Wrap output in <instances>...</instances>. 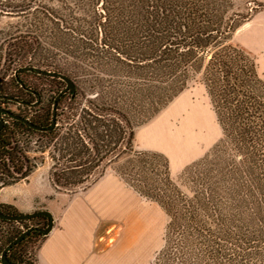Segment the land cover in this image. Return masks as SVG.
Returning a JSON list of instances; mask_svg holds the SVG:
<instances>
[{"label": "trees", "instance_id": "1", "mask_svg": "<svg viewBox=\"0 0 264 264\" xmlns=\"http://www.w3.org/2000/svg\"><path fill=\"white\" fill-rule=\"evenodd\" d=\"M213 3L217 0H23L3 7L4 11L32 8V13L45 15L56 28L65 24L78 36L82 49L107 48L108 61L134 64L136 70L148 68L151 62L155 70L169 67L166 61L174 67L185 59L190 62L199 50L209 49L216 34L222 39L228 37L230 27L220 30L224 14L216 19ZM64 15H69L71 22ZM220 46L216 44L218 49L215 47L202 60L198 68L203 73L196 72L170 99L192 81H200L220 123L221 137L231 145L230 159L216 163L208 180H192L191 195L178 190L167 199L165 211L170 222L164 245L171 236L175 242L170 249L172 264H264V80L250 54L231 43ZM35 64L45 67L41 62ZM77 89L65 91L57 100L53 128L56 95L52 105L49 101L28 115L39 129L14 119L0 129V187L26 178L37 168L36 158L29 155L31 144L35 152H48L52 162L49 180L56 189L65 191L83 187L96 174L101 176L114 159L132 149L133 123L118 107L115 96L109 90H105V99L96 93L93 99H86L84 109L80 108L84 93ZM6 94L0 89V96ZM16 131L27 134L24 148L22 135ZM35 136L38 138L33 140ZM134 153L164 157L169 167L162 153ZM117 175L147 197L124 176ZM0 212L18 214L10 205H0ZM49 221L47 216L20 221L0 218V252L32 227L10 247L7 257L14 263L34 264L32 253L44 235L37 228ZM163 249L150 264L165 253Z\"/></svg>", "mask_w": 264, "mask_h": 264}, {"label": "rangeland", "instance_id": "2", "mask_svg": "<svg viewBox=\"0 0 264 264\" xmlns=\"http://www.w3.org/2000/svg\"><path fill=\"white\" fill-rule=\"evenodd\" d=\"M21 3L23 0L22 2L0 0L1 91L27 98L18 83L13 82V73L25 65L36 66V62H41L44 68L65 73L75 82L77 90L81 94L83 92L85 96L82 97L80 108L86 109V99H93L96 93L105 99V90H109L115 96L118 107H122L133 123L134 137L132 149L114 159L105 170H113L116 174H121L147 197L152 198L149 200L145 197L151 207L148 210L150 219L146 224L147 234L142 244L143 253L148 254L147 264H150L157 252L164 248L165 253H160L154 264H172L173 255L170 249L175 242L171 236H168L164 245L166 227L170 222L165 211L167 199L178 190L191 195L194 190L192 180H208L216 163L230 159L231 145L226 137H221L220 123L200 81H192L172 100L170 99L173 93L196 72L199 75L203 73L202 68H198L199 65L205 57H209L213 52L211 50L219 43L221 46L231 43L250 54L258 73L264 80V0H220V2L217 0V3L211 5L213 13L216 19H219L218 15L221 12L224 14V23L218 27L222 32L230 27L228 37L222 39L216 34L211 38L209 49L203 52L199 50L200 53L190 62L189 59H185L186 61L183 60L174 67L172 62L166 61L170 64L169 67L159 69L156 67L155 70L151 62H148V68L141 67L136 70L134 64L121 65L117 61H108L107 48L92 46L93 51L82 49L78 46V36L65 28V24L61 23L56 28L45 15L32 13V8L23 11H4L5 5ZM63 17L71 22L69 15ZM101 35L99 34L98 37H103ZM36 37L38 40L35 39ZM28 46H33L35 49L30 50ZM73 54L76 56L72 57ZM19 77L25 85L40 93L42 102L36 103V95L29 94L28 100H33L35 108L1 100L0 104L17 114L26 116H30L36 108L44 107L49 101L52 105L53 97L65 86V82L61 83L60 79L38 75L34 71H22ZM64 102L68 104L67 100ZM10 120L6 118L8 123ZM16 133L22 135L21 147L24 148L27 134L19 131ZM37 138L35 136L32 139ZM134 142L145 145L136 148ZM30 149L29 155L36 158L37 167L44 164L35 175L38 178L47 176L52 166L48 152L33 151L35 150L33 144ZM140 150L164 154L169 167L165 166L164 157L134 153ZM191 163L194 165L192 166ZM96 177L97 174L93 178ZM57 190L65 191V189ZM43 196L46 195L43 193ZM44 199L46 202H51L48 196ZM106 213L107 210L103 206H98L97 235L105 233L110 219ZM115 224L111 232L115 239H118L123 233L125 224L121 221ZM133 251L136 254L135 250ZM201 264L208 262L204 261Z\"/></svg>", "mask_w": 264, "mask_h": 264}, {"label": "crops", "instance_id": "3", "mask_svg": "<svg viewBox=\"0 0 264 264\" xmlns=\"http://www.w3.org/2000/svg\"><path fill=\"white\" fill-rule=\"evenodd\" d=\"M140 144L134 142L136 148L145 145ZM42 167L44 164L26 178L0 187V205H10L17 213L47 209L52 215L51 230L41 237L32 253L34 264H147L148 254L143 253L142 244L151 205L144 196L113 170H105L74 191L57 190L49 173L40 178L35 175ZM98 206H103L110 218L103 235H97ZM118 221L125 228L115 239L111 230Z\"/></svg>", "mask_w": 264, "mask_h": 264}, {"label": "water", "instance_id": "4", "mask_svg": "<svg viewBox=\"0 0 264 264\" xmlns=\"http://www.w3.org/2000/svg\"><path fill=\"white\" fill-rule=\"evenodd\" d=\"M24 69L35 70L36 73L43 72V73L51 74L54 76H58L59 78L64 80L67 83L66 87L59 92L57 98L65 90H69V89L74 88V84H73L72 80L68 77V75H66L64 73H60L58 71L45 70V69H41V68H35V66H26V67H24ZM2 114L10 115L11 117H13L17 120H20L24 123H27L28 125L32 126L34 129H39V127L33 125L28 118L19 116V115H17V113H14V112H11L7 109H4L1 106H0V127L2 126L3 120H4ZM54 122H55V117L53 118V122H52L50 128H52L54 126ZM37 216H47L51 219V221H49V223L46 224L45 226L37 228L43 234H46V233L48 234L52 228V215L47 209L37 210V211L32 212V213L28 212V213H18V214L0 212V218L6 219V220H14V221L25 220V219L34 218ZM31 230H32V227H28L27 229H25L19 236H17L15 239H13V241L10 242L4 248V250L2 252H0V263L1 264H18V263H14L13 261L9 260V258L7 257V253L13 244L18 242L22 237H25Z\"/></svg>", "mask_w": 264, "mask_h": 264}, {"label": "flooded vegetation", "instance_id": "5", "mask_svg": "<svg viewBox=\"0 0 264 264\" xmlns=\"http://www.w3.org/2000/svg\"><path fill=\"white\" fill-rule=\"evenodd\" d=\"M26 66H35V65H25V66H23V67H21V68H19L18 70H16V71H14V73H13V78L12 79H14L13 80V82H15V83H18V85L21 87V89L23 90V92L27 95V98L26 97H19L18 95H16V94H14V95H11V94H6V95H2V96H0V100L1 101H9V102H13V103H15V104H17V105H21V106H25V107H29V108H31V107H33V106H35V103L33 102V100H28V95L29 94H34V95H36V97H37V102L36 103H41L42 102V97L40 96V93L39 92H36L34 89H31V87L30 86H28V85H25V83L20 79V77H19V73H21L22 71H34L35 72V70H29V69H24V67H26ZM35 68H41V69H45V70H50V69H47V68H44V67H38V66H35ZM59 72V71H58ZM36 73V72H35ZM61 73V72H60ZM36 74H38V75H45V76H48V77H51V78H56V79H60L61 81V83L64 81V80H62L61 78H59L58 76H54V75H51V74H47V73H43V72H41V73H36ZM65 74V73H64ZM67 75V74H66ZM69 77V76H68ZM70 78V77H69ZM71 79V78H70ZM72 80V79H71ZM65 82V81H64ZM72 82H73V84H74V88L73 89H75V87H76V85H75V82L72 80ZM66 82H65V86L62 88V89H64L65 87H66ZM62 89H60L59 91H58V93L56 94V96H55V98H54V102H53V105H52V110H53V118L55 117V122H56V105H57V100L60 98V96L65 92V91H69V90H73V89H69V90H65L63 93H61L60 94V96L57 98V96H58V94H59V92L62 90ZM36 93V94H35ZM38 94V95H37ZM0 106L2 107V108H4V109H7V110H9V111H11V112H14L13 110H10L9 108H6V107H4L3 105H1L0 104ZM54 107V108H53ZM14 113H17V112H14ZM17 115H19V116H22V117H25V118H28L29 120H30V118L28 117V116H26V115H21V114H17ZM2 116H3V124H2V126L0 127V129L6 124V123H8L7 121H6V118H10L11 120L12 119H14V120H17V119H15V118H13V117H11L10 115H4V114H2ZM17 121H20V120H17ZM22 122V121H21ZM30 122H31V120H30ZM53 122V121H52ZM52 122H51V124H52ZM55 122H54V126H55ZM24 123V122H23ZM27 124V123H26ZM53 126V127H54ZM50 127H51V125H50ZM52 127V128H53ZM51 129V128H50ZM1 264V263H0Z\"/></svg>", "mask_w": 264, "mask_h": 264}]
</instances>
